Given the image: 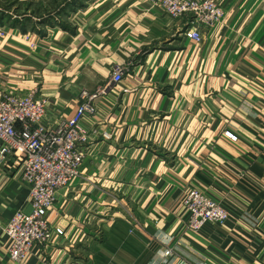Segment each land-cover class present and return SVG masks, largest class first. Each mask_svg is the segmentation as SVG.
I'll return each mask as SVG.
<instances>
[{"label": "crops", "instance_id": "obj_1", "mask_svg": "<svg viewBox=\"0 0 264 264\" xmlns=\"http://www.w3.org/2000/svg\"><path fill=\"white\" fill-rule=\"evenodd\" d=\"M218 2L225 17L198 28L200 42L153 0H90L51 25L0 12V91L47 99V123L130 64L82 122L112 138L91 135L81 176L49 213L52 242L21 264H264V0ZM22 172L23 160L0 158V264H14L3 227L29 207ZM190 187L229 219L190 230Z\"/></svg>", "mask_w": 264, "mask_h": 264}, {"label": "built area", "instance_id": "obj_2", "mask_svg": "<svg viewBox=\"0 0 264 264\" xmlns=\"http://www.w3.org/2000/svg\"><path fill=\"white\" fill-rule=\"evenodd\" d=\"M175 19H187L192 29L187 37L201 41L198 28L214 29L222 23L225 10L218 0H153ZM31 45L37 48V43ZM130 64L116 66L110 81L95 90L82 89L79 105L71 118L47 123L48 101L36 92L0 91V158L23 160L22 180L29 189V207L17 210L3 227L8 238L7 252L14 264H21L34 247L47 246L53 240L54 228L49 221L56 194L68 188L82 174V165L92 134L111 139L112 134L100 133L98 127L88 131L82 124L98 110L97 99L111 86L122 83L129 74ZM225 135L233 141L239 136L228 129ZM182 204L188 213V228L199 232L207 224L223 225L230 217L219 202L199 187L185 191ZM168 248L166 256L172 255Z\"/></svg>", "mask_w": 264, "mask_h": 264}, {"label": "rangeland", "instance_id": "obj_3", "mask_svg": "<svg viewBox=\"0 0 264 264\" xmlns=\"http://www.w3.org/2000/svg\"><path fill=\"white\" fill-rule=\"evenodd\" d=\"M33 1V0H30ZM90 0L85 1L84 0V5L87 4ZM63 0H44V1H39L38 4H35L36 2H28L27 5L24 4H17V5H10L9 7V12L11 16L14 17H18V18H23L25 16L31 17L34 21H36V23H38V21L40 20L39 17L42 16H46L47 21H44L45 25L49 24L51 25V22L53 21H58L61 20V18H65L67 17V15L69 14H57L59 12H57L59 9V6L62 4ZM32 4V5H31ZM5 0H0V7L2 6L5 7ZM21 5V7H20ZM28 5H30V7H27ZM84 5L82 6H76L75 10H70V14H73L77 9H81L82 7H84ZM44 9L46 11H44ZM28 10V11H27ZM30 10V11H29ZM37 11V12H36ZM36 12V14H34ZM51 19V20H50ZM42 23V24H44ZM33 43V42H31ZM30 43V47L32 49H36L34 48ZM38 45V44H37ZM38 47V46H37Z\"/></svg>", "mask_w": 264, "mask_h": 264}, {"label": "trees", "instance_id": "obj_4", "mask_svg": "<svg viewBox=\"0 0 264 264\" xmlns=\"http://www.w3.org/2000/svg\"><path fill=\"white\" fill-rule=\"evenodd\" d=\"M83 1L84 0H63L62 4L59 6V9H57L59 13L57 14H70V10H75L76 9V6H82L83 5ZM4 11H0L1 12V17L3 16H6V17H11L10 13H6V11L9 9V8H2ZM44 11H46L44 9ZM37 12V11H36ZM36 12L34 14H36ZM13 18H18V17H14L12 16ZM31 18V17H30ZM39 21L38 23H44V21H47L46 19V16H42V17H39ZM51 20V19H50ZM60 20H58L57 22H59ZM53 24V22H51Z\"/></svg>", "mask_w": 264, "mask_h": 264}]
</instances>
